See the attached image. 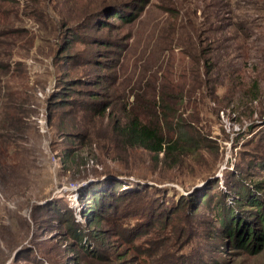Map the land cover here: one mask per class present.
I'll return each instance as SVG.
<instances>
[{"label": "rangeland", "instance_id": "rangeland-1", "mask_svg": "<svg viewBox=\"0 0 264 264\" xmlns=\"http://www.w3.org/2000/svg\"><path fill=\"white\" fill-rule=\"evenodd\" d=\"M115 1H132L138 8L132 15L127 5L128 10L124 5L102 10L93 18L94 22L99 20L98 30H94L93 24L77 27L78 36L68 34V28L76 24L75 18L85 9L101 8ZM33 3L41 6L32 7ZM208 3L209 0H0V41L7 38L6 44L0 42V59L5 50L11 62L8 76L3 77L5 91L12 94L14 90L27 101L25 109L31 127L24 143L11 139V146L5 147L12 156L6 159L9 172L0 170V264H73L76 261L100 264L81 254L78 246L98 250L101 256L111 259L110 264H155L157 257L174 249L183 260L188 256L190 263L200 262L202 254L215 256L207 259L213 264H264V249L255 250V238L263 232L264 223L260 224L255 216V205L249 200L239 202L242 187L246 194L264 197V119L255 113L252 118L237 116L229 110H220L219 118L207 113L205 118L210 124L207 130L211 129L215 142L191 165L179 171H163L155 166L150 155L141 151L116 161L106 148L107 138L96 137V132L91 130L89 141L95 139L96 145L93 144L89 155L84 152L75 160L64 155L65 150L79 144H70V139L63 134L69 129L63 121L75 119L76 122L81 117L85 123L82 120L85 112L65 103L95 95L92 101L101 105L100 110L110 102L111 96L117 99L114 111L119 112L126 104V97L130 101L134 99L130 91L148 94L160 86L172 93V86L178 85L172 73L178 53L172 58L167 51L172 48L174 25L180 20H197L193 15H200ZM253 8L250 11L251 5L248 6V13L264 17L255 5ZM117 9L128 11L129 15L109 18ZM65 23L69 24L64 26ZM183 40L185 51L188 39ZM241 43L235 40L231 44L234 64L244 70L245 81L250 77L261 79L263 75L252 69L256 61L253 55L259 53H255L253 45L241 49ZM244 51L250 60L243 62L238 56ZM98 78L104 82L94 86ZM137 85H143L146 92ZM68 88L72 91L67 94ZM170 105L168 111L172 112V101ZM144 108L146 113L150 111L148 106ZM98 110L95 114L87 113L98 119L101 117ZM103 131L100 134L106 136L107 132ZM106 173L115 175L121 183L118 186L121 188H116L119 191L148 189L141 198L144 205L155 197L158 189L162 199L148 204L153 209L167 208L169 215L161 217L162 224L146 225L143 221L144 227L137 226L136 221L142 217L140 210L129 212L127 219L119 216V212L99 213L102 223H96V230L100 233L94 235H103V244L107 245L101 247L99 242L90 239L95 228L90 230L89 226L95 223L96 217L88 210V201L82 193L88 188L109 191ZM205 193L213 196L215 203L225 202L223 207L234 209L235 214L230 212V217L241 220L240 229L245 236L254 226L255 240L246 245L251 252L239 243L236 247L230 244L229 235L215 236L216 230H221L216 215L219 207L208 208L197 200ZM180 196L187 198L186 205L183 202L174 205L182 200ZM62 207L68 209L74 225L77 224L78 237L68 233L66 220H58V216H63ZM120 226L125 227L124 233L119 231ZM16 258L19 259L16 261Z\"/></svg>", "mask_w": 264, "mask_h": 264}, {"label": "trees", "instance_id": "trees-1", "mask_svg": "<svg viewBox=\"0 0 264 264\" xmlns=\"http://www.w3.org/2000/svg\"><path fill=\"white\" fill-rule=\"evenodd\" d=\"M7 1L17 2V0ZM37 1L41 2L42 0ZM131 2L115 1L107 3L101 8L97 7V9H95L96 6L88 7L75 18L76 24L68 28L70 30L67 29L68 34L78 36L79 33L76 35L77 27H90L93 24L94 30H98L99 20L96 19L94 22L93 18L97 13L108 8H117L120 5H124L125 10L129 8L130 10L128 11L132 15L133 10L138 7ZM252 4L256 6V11L264 13V0H209L200 15H197V13L193 15L197 20L187 22L180 20L175 23V34L170 40L172 48L167 51V54L172 58H175V52L178 53L177 63H174L172 72L175 73L178 85L172 86L170 89L172 93L165 92L160 86L154 87L152 92L148 94L130 91L129 94L134 99L130 101L126 97V104L119 112L114 111L117 99L110 95V102L100 110H98V107L101 105L94 104L92 101L95 95L86 100L74 99L65 103L71 108L77 107V110L85 112V115L82 116V120H85V123L81 121V117L76 122L74 121L75 119L63 121L65 127L69 128L63 134L70 139V144L74 142L79 144L74 149L68 148L65 150L64 155L72 160H75L77 156L82 155L84 152L89 155L93 150L92 146L96 145L95 139L89 141L91 131H95L96 137L103 136L107 138L106 148L109 149L110 156L116 161L123 159L125 155L131 152L138 153V151H141L150 155L155 166L160 167L163 171H179L191 165L193 160H196L198 156L202 155L211 146L212 141L215 142L211 129L207 130L210 126L205 118L207 113L210 115L215 114L219 118L220 110H229V113H235L237 116L243 115L246 118H252L255 113L258 118L264 119V88H262V82H264V17L253 16L248 13L249 9L247 8L250 5V11H254ZM31 6L34 7L37 4L33 3ZM128 11L121 12L117 9L113 11L109 18L115 16L124 17ZM46 12L48 13L47 9ZM68 24L65 23L64 26ZM2 36H4V33H2ZM252 36L254 37L252 38ZM185 38L188 39V44L185 46V51H183L185 45L183 39ZM6 40L7 38L2 39L0 41L1 44H6ZM235 40L242 41L241 49L248 45L255 47V53L259 54L253 55L256 61L253 63L252 69L257 74L263 75L261 79L250 77L248 82L245 81L244 70L234 64V48L231 44ZM229 41L231 43H228ZM32 44L33 42L29 44L30 47ZM9 56V52L2 50L0 59V150H2L0 151V170L5 174L10 170L8 164H6V159H10V156H12V152L9 150L7 153L5 147L11 146V139L24 143L27 139L26 132L28 128H31L29 126V113L25 109L27 101L22 99L14 90L12 94L5 91L6 80L3 77L8 76L10 72L11 62L8 59ZM186 56H188V60H185ZM238 58L243 62L250 60L249 54L245 51ZM94 82V86H99L104 81L98 78ZM65 85L67 84L65 83ZM137 88L146 92L143 85H137ZM68 89L67 94L72 91L71 88ZM219 92L221 93L219 94ZM170 101L173 102L172 112L168 111L170 109L168 106H171ZM210 104H213V107ZM145 106L150 109L147 113L145 112ZM207 108H210L211 111H206ZM97 110L98 113H101V117L98 119L94 115ZM87 112H94V114ZM59 128L61 130L60 126ZM103 130L107 132V137L105 134H100ZM87 144L89 145L85 146ZM113 180L114 182H112ZM106 182H108L109 191H97L96 188H88V191L86 189L82 193L88 201L86 203L88 204V210H92L91 214L96 217L95 223L89 226L90 230L93 227L95 228L91 232L92 236L90 239L99 242L101 247L107 245L103 244V235H94L95 233H100V230H96V223H102L99 220V213L109 215L112 212L113 214L119 212V216L127 219L125 216H128L129 212L140 210L142 217L136 222L137 226L141 228L145 226V223L146 225H151L154 222L162 224L161 220L163 219L161 217L166 218L169 215L167 208L157 207L153 209L148 204L160 202L162 197L158 196V189L154 193L155 197L149 198L147 205H144L141 198L145 196L148 189L132 190L125 188L119 191L116 188L121 186V183L117 179L108 176ZM242 189L239 192V202L249 200L250 204L255 205V216H257L259 223L263 224L264 201H262V198L264 197L251 193L246 194L244 193L245 187H242ZM180 197L182 200L175 202L174 205H178L180 202L186 205L187 198L185 196ZM197 200L200 203L204 202L208 208H210V205H212V209H218L219 207L216 215L221 230L215 229V236L225 237L229 235L230 244L236 247L239 243L244 249H249L246 245L256 239L257 247L255 250L260 252L264 249V226H262L263 232L258 235V238H255V234L252 231L254 226L248 229L249 233L245 236V232L240 229L241 220H234L235 218L230 217V212L234 213L232 207H223L225 202H223V205L220 201L215 203L213 196L208 193L199 195ZM193 202L194 200L192 199L191 203ZM130 208L132 210H129ZM55 212L59 211L56 210ZM60 213L63 216H58V220H66V226L69 227L68 233L72 237H78L77 224L74 225L68 209L62 207ZM108 218L106 217L105 219ZM119 231L124 233L126 229L124 226H120ZM79 243L80 241L77 242V244ZM78 249L81 254L92 258L91 260L100 261V264H110L111 262L108 257L101 256L98 250L89 251L85 248L80 249V246H78ZM248 251L251 252L252 250L249 249ZM199 257L201 258L200 262L190 263L188 256L186 260H183V256H180L174 249L173 251L168 250L166 254L157 257L155 264H213L208 262L207 259L212 260L215 258L213 255L206 257L202 254ZM18 259L16 258V261ZM73 264H80V262L76 261Z\"/></svg>", "mask_w": 264, "mask_h": 264}, {"label": "water", "instance_id": "water-1", "mask_svg": "<svg viewBox=\"0 0 264 264\" xmlns=\"http://www.w3.org/2000/svg\"><path fill=\"white\" fill-rule=\"evenodd\" d=\"M105 176H111L114 177L115 175H112L111 173H106ZM195 188V187H194Z\"/></svg>", "mask_w": 264, "mask_h": 264}, {"label": "clouds", "instance_id": "clouds-1", "mask_svg": "<svg viewBox=\"0 0 264 264\" xmlns=\"http://www.w3.org/2000/svg\"><path fill=\"white\" fill-rule=\"evenodd\" d=\"M186 193V192H185Z\"/></svg>", "mask_w": 264, "mask_h": 264}]
</instances>
